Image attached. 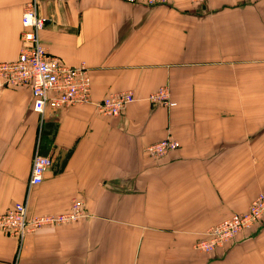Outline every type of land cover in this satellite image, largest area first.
<instances>
[{
	"label": "crops",
	"instance_id": "1",
	"mask_svg": "<svg viewBox=\"0 0 264 264\" xmlns=\"http://www.w3.org/2000/svg\"><path fill=\"white\" fill-rule=\"evenodd\" d=\"M27 0H0V61L16 58ZM39 37L84 63L90 97L131 91L117 116L75 104L43 116L25 86L0 89V213L85 216L18 243L0 230V264H264V217L211 253L193 243L264 189V0H38ZM166 84L170 108L147 101ZM169 134L179 147L154 159ZM34 152L51 158L28 187Z\"/></svg>",
	"mask_w": 264,
	"mask_h": 264
},
{
	"label": "built area",
	"instance_id": "2",
	"mask_svg": "<svg viewBox=\"0 0 264 264\" xmlns=\"http://www.w3.org/2000/svg\"><path fill=\"white\" fill-rule=\"evenodd\" d=\"M129 4L151 7L163 4L165 0H122ZM192 4H203L207 0H188ZM244 2L246 0H221ZM38 0H27L20 14L19 49L16 58L0 61V89L25 86L29 89L31 110L40 116L47 111H56L65 107L91 103L97 113L117 116L121 110L134 101L131 91L111 92L98 101L90 97V79L84 63L66 65L57 56L48 53L40 40L39 31L44 17L37 13ZM147 101L166 108L175 102L169 97L166 84L158 86L148 93ZM179 147L177 140L169 134L146 147L154 159L163 157L168 151ZM52 164L47 155L34 152L31 158L27 186H35L42 180L43 174ZM84 210L80 203H72L67 211L29 215L23 202L14 204L0 213V230L14 238L18 243L39 228L72 222L83 218ZM264 217V189L259 190L244 212L231 215L211 224L204 235L194 243V249L211 253L216 247L232 239L238 232L257 225Z\"/></svg>",
	"mask_w": 264,
	"mask_h": 264
},
{
	"label": "rangeland",
	"instance_id": "3",
	"mask_svg": "<svg viewBox=\"0 0 264 264\" xmlns=\"http://www.w3.org/2000/svg\"><path fill=\"white\" fill-rule=\"evenodd\" d=\"M192 248L194 249V247H193V245H192ZM195 251H198V250H196V249H194ZM206 254H208V253H206Z\"/></svg>",
	"mask_w": 264,
	"mask_h": 264
}]
</instances>
